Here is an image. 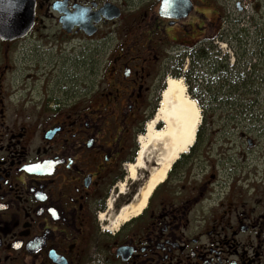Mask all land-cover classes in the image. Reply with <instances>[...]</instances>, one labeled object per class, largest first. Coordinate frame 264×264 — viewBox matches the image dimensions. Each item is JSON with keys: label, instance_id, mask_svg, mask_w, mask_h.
<instances>
[{"label": "flooded vegetation", "instance_id": "obj_1", "mask_svg": "<svg viewBox=\"0 0 264 264\" xmlns=\"http://www.w3.org/2000/svg\"><path fill=\"white\" fill-rule=\"evenodd\" d=\"M35 2L26 36L0 38V264H264V185L244 183L248 168L227 166L235 153L220 151L203 128L143 211L117 227L113 220L138 192L131 182L124 195L128 166L160 105L173 52L216 55L225 42L243 53L232 18L246 11L243 1L188 0L183 19L161 16L159 5L153 34L115 43L109 32L124 8L114 1ZM105 4L121 14H100L94 34L64 27L78 7L94 13ZM30 39L55 48L57 59L50 50L25 55L26 78L42 77V86L11 93L8 44ZM76 44L79 56H66Z\"/></svg>", "mask_w": 264, "mask_h": 264}, {"label": "rangeland", "instance_id": "obj_2", "mask_svg": "<svg viewBox=\"0 0 264 264\" xmlns=\"http://www.w3.org/2000/svg\"><path fill=\"white\" fill-rule=\"evenodd\" d=\"M108 1H114L124 8L120 18L115 22V27H113L112 32H109L110 37H108V39L110 41L115 43L120 40V36L130 37L138 34L139 31L142 32L143 30H149L145 32L149 36L153 34L156 29L155 9L160 5L161 0ZM242 1L246 7V11L241 14L239 12H235L232 15V18L236 19L237 29H240L236 31V33L240 32L242 34L240 39L244 43L249 44L248 41H250V45L256 46L255 42L260 43L255 34L257 26L261 27L264 31V9L262 10L259 0H248L247 2L244 0ZM256 21L259 22L257 23ZM104 31L105 29L103 28L102 32L104 33ZM196 38H198V36H196ZM102 39L104 38H102L100 33V35H98L93 41H99ZM35 45L36 44L32 39L22 41L17 44H8V89L11 93L21 92V89L24 87V85L32 87L34 84L32 82H35L37 88L42 86V77L38 79L26 78L27 73L24 70L25 64L23 59L25 55L33 56L34 51H39L40 55H43L44 51L47 54V51L50 50L53 52V60L57 59L58 54L55 51V48L50 49L47 48V46L36 47ZM225 45H227L225 42H220V45H218L219 47L216 48L215 52H217V58L219 61H228L229 64L232 65V61L234 59L236 60L237 58V53L234 54V51H230L229 47ZM76 46L77 48L75 46L68 48L66 56H79V52L82 47L78 44H76ZM181 52H183L182 48ZM181 52L176 53L174 51L172 54V73L170 76L183 78L186 85L188 84L187 88L190 91V95L191 89L194 93L195 91L197 92L198 97L196 95H194V97L196 98L201 109L202 116L206 117L205 123H207L205 125V128L206 126L207 128L203 133L204 136L210 133L209 135L213 137V142H215L213 144L219 148L224 147V149H220V151L227 150L229 152L235 153L234 158H230V160L226 162L227 166L248 168L243 171V175L247 177V181L244 183L264 185V54H262L263 62L257 61L258 58L253 59V63H258L259 66L262 67L258 69V73L261 75V77L255 79V83L252 84L250 89H252L253 92L259 93L253 95L248 94L247 96V107L252 108V111H255L253 113L254 115L252 116L255 118L250 117L245 121L235 122L228 121V119L225 118V115H228V113L235 112L233 107L236 106H234L235 102L233 100H227L226 94L223 91L218 90L215 86L212 88L213 94L210 96V93L208 92H205L204 94L202 93L203 87H205L207 84L205 85V83H203V87L200 88L199 84L201 83V80H198V82L195 81L189 83L187 72L190 71L189 69H191V66H193V59L194 57H197V55H191L188 59L187 56H183V53ZM211 54H213V52L206 51V55ZM205 71L206 70H204V76L208 77L207 74H205ZM38 92L40 93V90ZM214 95L216 96V99L213 98ZM242 133L248 134L247 139L243 141L239 139ZM248 139H251V145L248 144ZM147 164L148 165L146 168L139 170L137 179H129V186H126L125 189V197L129 196L128 187L131 186V182L132 185L133 183H139V189H141L144 184H146L151 174V169H157L160 167L157 161H151ZM237 173L239 174V171H237ZM136 192L137 190L133 192V194Z\"/></svg>", "mask_w": 264, "mask_h": 264}, {"label": "bare ground", "instance_id": "obj_3", "mask_svg": "<svg viewBox=\"0 0 264 264\" xmlns=\"http://www.w3.org/2000/svg\"><path fill=\"white\" fill-rule=\"evenodd\" d=\"M201 119V109L196 99L188 93L184 79L169 76L159 109L147 123L146 133L139 137L137 158L128 166L130 179H137L139 170L146 168L151 161H157L160 167L151 169L146 184L139 189L132 202L124 206V210L120 209L122 217L119 221L113 217L114 227L118 226V222L143 211L153 191L165 180L178 155L186 152L194 143ZM124 188L122 185L123 191Z\"/></svg>", "mask_w": 264, "mask_h": 264}, {"label": "trees", "instance_id": "obj_4", "mask_svg": "<svg viewBox=\"0 0 264 264\" xmlns=\"http://www.w3.org/2000/svg\"><path fill=\"white\" fill-rule=\"evenodd\" d=\"M238 30L240 29H236V31ZM236 31L234 33V40H236L239 46L245 49V51H243V53H238V51H236L237 58L234 65H230L228 61H219L217 55L215 54L206 55L205 53L194 57L193 66H191L192 68L187 75L189 77V83L201 80V83L199 84L200 88L203 87V83H205V85L207 84L203 87V94L208 92L211 96V94H213L212 88L215 86L218 90L223 91L226 94L227 100H233L235 102L234 106H236L233 107L235 112L228 113V115H225V118L228 119V121L242 122L250 117L255 118L252 117L255 111H252V108L247 107V96L248 94L253 95L259 93L253 92L250 87L255 83V79L261 77L258 73V69L262 66H259L258 63H253V59L258 58L257 61L263 62L262 54H264V31L261 27L257 26L255 34L260 43L255 42L256 46L250 45V41L248 40L249 44L241 41L240 38L242 37V34L240 32L236 33ZM204 70H206L205 74H207L208 77L204 76ZM191 92L193 95L198 97L196 91L194 93L191 89ZM215 97L216 96L214 95L213 98L216 99ZM202 121V126L198 130V135H201L202 128L204 130L207 128V126L205 128V125L207 124L205 123V116H203ZM209 134L210 133L207 135ZM241 135L247 136L248 134L242 133Z\"/></svg>", "mask_w": 264, "mask_h": 264}, {"label": "water", "instance_id": "obj_5", "mask_svg": "<svg viewBox=\"0 0 264 264\" xmlns=\"http://www.w3.org/2000/svg\"><path fill=\"white\" fill-rule=\"evenodd\" d=\"M35 8V0H0V38L12 41L26 36L35 21ZM191 8L188 0H161L159 13L164 17L183 19L188 16ZM100 14L107 19H114L120 16L121 10L110 4H105L94 13L88 8L78 7L73 13L65 15L62 23L68 29L79 25L87 34L92 35L96 31L94 23L101 20Z\"/></svg>", "mask_w": 264, "mask_h": 264}]
</instances>
